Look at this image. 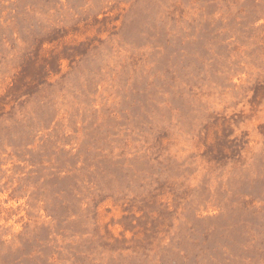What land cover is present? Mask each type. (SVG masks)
Wrapping results in <instances>:
<instances>
[{"label": "rangeland", "instance_id": "374dc122", "mask_svg": "<svg viewBox=\"0 0 264 264\" xmlns=\"http://www.w3.org/2000/svg\"><path fill=\"white\" fill-rule=\"evenodd\" d=\"M0 264H264V0H0Z\"/></svg>", "mask_w": 264, "mask_h": 264}]
</instances>
